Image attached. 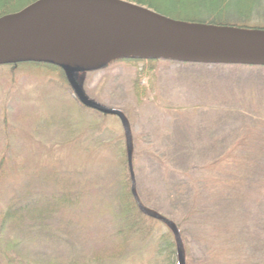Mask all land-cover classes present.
Segmentation results:
<instances>
[{"label": "rangeland", "instance_id": "rangeland-1", "mask_svg": "<svg viewBox=\"0 0 264 264\" xmlns=\"http://www.w3.org/2000/svg\"><path fill=\"white\" fill-rule=\"evenodd\" d=\"M59 42V28L54 26L0 47V54L18 52L58 61ZM72 55L66 47L64 62L74 70L85 97L126 115L136 188L151 210L182 226L196 264H264V192L258 193L253 183L257 184L258 175L253 179L243 169L209 168L236 146L247 151L251 142L264 139V73L164 61L153 90L140 103L133 91L135 68L120 62L108 65L109 61L99 69L83 70L79 60L93 62L79 53V60ZM57 78L62 79L44 69L21 67L13 75L0 67L3 201L17 187H43L52 167L61 166L60 171L76 176L77 166L96 174L99 160L108 165L110 155H103L104 149L98 154L91 144L89 150L79 148L76 99L71 88L55 85ZM66 128L72 139L64 142ZM121 131L117 120L107 123L103 138ZM106 226L99 222L94 227L105 232ZM99 233L94 232L95 237ZM212 250L219 257L208 262Z\"/></svg>", "mask_w": 264, "mask_h": 264}, {"label": "trees", "instance_id": "trees-1", "mask_svg": "<svg viewBox=\"0 0 264 264\" xmlns=\"http://www.w3.org/2000/svg\"><path fill=\"white\" fill-rule=\"evenodd\" d=\"M38 1L0 0V22ZM127 1L195 26L264 30V0ZM164 61L196 68H245L264 73V64L184 62L137 51H126L108 65L120 62L135 68L133 91L141 103L153 90L157 71ZM0 67L10 69L13 75L21 67L44 69L63 79L55 80L57 87L72 88L64 68L57 61L25 55L3 59ZM73 104L80 113V129L75 138L79 148L89 150L91 144L98 154L104 149L103 155H110L108 165L99 160L96 174L86 166H77L76 171L80 173L76 176H71L72 171H60L61 166L52 167L43 187H17L6 201L0 199V264H179L173 232L163 222L143 213L133 195L126 136L120 119L79 105L74 99ZM115 120L120 124L121 133L104 139V128L107 123L114 124ZM62 134L64 142L72 136L69 128ZM239 148L236 146L227 151L209 168L243 169L244 174L253 179L257 174L259 178L257 184L253 182L254 186L258 193L264 192V179L261 178L264 174V139L251 142L247 151H238ZM133 165L135 172L134 151ZM136 190L141 202L150 209L138 187ZM99 222L107 224L105 232L94 227ZM177 225L186 264H196L198 261L190 256L185 243V231ZM94 232L100 233L95 237ZM215 253L213 250L207 253L208 262L218 259Z\"/></svg>", "mask_w": 264, "mask_h": 264}, {"label": "water", "instance_id": "water-1", "mask_svg": "<svg viewBox=\"0 0 264 264\" xmlns=\"http://www.w3.org/2000/svg\"><path fill=\"white\" fill-rule=\"evenodd\" d=\"M59 28V62L64 68L79 105L117 116L124 128L132 192L140 210L169 227L177 243L179 264H186L182 236L176 222L141 202L133 165V139L129 121L119 110L96 106L84 95L74 70L66 65V47L93 63L79 60L83 70L99 69L126 51L155 54L194 63L264 64V30L195 26L167 17L127 0H39L7 22H0V47L26 36ZM23 54L1 53L0 60Z\"/></svg>", "mask_w": 264, "mask_h": 264}]
</instances>
